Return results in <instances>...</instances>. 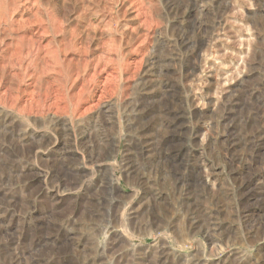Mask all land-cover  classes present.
Listing matches in <instances>:
<instances>
[{"label":"rangeland","instance_id":"obj_1","mask_svg":"<svg viewBox=\"0 0 264 264\" xmlns=\"http://www.w3.org/2000/svg\"><path fill=\"white\" fill-rule=\"evenodd\" d=\"M0 264H264V0H0Z\"/></svg>","mask_w":264,"mask_h":264}]
</instances>
